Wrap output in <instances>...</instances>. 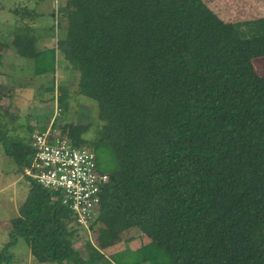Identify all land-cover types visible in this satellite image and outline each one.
Wrapping results in <instances>:
<instances>
[{
	"label": "trees",
	"instance_id": "obj_1",
	"mask_svg": "<svg viewBox=\"0 0 264 264\" xmlns=\"http://www.w3.org/2000/svg\"><path fill=\"white\" fill-rule=\"evenodd\" d=\"M65 9L67 27L50 29L56 47L39 46L33 26L12 47L36 77H54L63 53L76 95L97 105V138L73 123L60 135L93 151L98 167L113 158L90 225L100 246L88 242L85 259L72 211L25 176L0 264L15 261L21 239L41 264H114L100 250L134 229L149 242L116 256L121 264H264V76L253 63L264 57V17L226 23L203 0H66ZM70 99L59 94L64 113ZM0 136L25 175L32 143Z\"/></svg>",
	"mask_w": 264,
	"mask_h": 264
},
{
	"label": "rangeland",
	"instance_id": "obj_2",
	"mask_svg": "<svg viewBox=\"0 0 264 264\" xmlns=\"http://www.w3.org/2000/svg\"><path fill=\"white\" fill-rule=\"evenodd\" d=\"M66 0H0V130L11 140L30 141L36 132L46 125V120L53 118L48 128L55 124L56 131L62 134L60 127L66 123L75 126H90L84 135L85 139H95L99 135L100 122L97 119V105L89 103L88 99L76 95L78 89L77 77L71 76V65L66 56L58 52L59 71L54 77H36L35 62L21 59L15 55L12 44L14 33L26 31L27 27L36 28L35 35L41 36L39 46L52 49L56 47L55 31L50 29L57 21L61 29L67 27L65 15ZM207 6L226 23L244 22L257 19L262 12H254V8L264 0H203ZM258 5V6H260ZM32 12V17L28 16ZM27 12V13H26ZM56 14V16H55ZM34 19V20H33ZM35 23V24H34ZM56 34V35H55ZM257 72L264 76V57L253 61ZM54 80L56 90L53 88ZM69 83V84H68ZM68 84V85H67ZM70 92L69 111L59 106V94ZM46 119V120H45ZM1 138V136H0ZM114 167L113 158H104L99 163V170L106 171ZM31 183L24 174L19 172L16 162L6 155L0 142V248L10 241L11 220L19 215V210L27 199ZM91 242L99 247L100 238L95 231L80 229L75 248L87 259L89 252L87 244ZM149 240L137 230H130L117 245L108 247L103 252L114 264H121L116 258L126 249L137 250L148 244ZM15 261L12 264H41L35 260L30 248L24 240H20L12 250ZM130 255L124 256L125 263Z\"/></svg>",
	"mask_w": 264,
	"mask_h": 264
},
{
	"label": "built area",
	"instance_id": "obj_3",
	"mask_svg": "<svg viewBox=\"0 0 264 264\" xmlns=\"http://www.w3.org/2000/svg\"><path fill=\"white\" fill-rule=\"evenodd\" d=\"M32 147L35 155L25 176L58 194L53 200H61L72 211L79 229L90 231L109 182V175L99 170L95 153L73 146L51 127L33 135Z\"/></svg>",
	"mask_w": 264,
	"mask_h": 264
},
{
	"label": "crops",
	"instance_id": "obj_4",
	"mask_svg": "<svg viewBox=\"0 0 264 264\" xmlns=\"http://www.w3.org/2000/svg\"><path fill=\"white\" fill-rule=\"evenodd\" d=\"M256 1V0H255ZM257 2V1H256ZM260 3L261 2H258V5H260ZM256 6L253 10H254V12H262V13H264V5L262 4V5H260V6ZM264 17V15H261L260 17H258V18H263ZM36 28L37 27H35L33 30L36 32ZM44 49V48H43ZM46 49H49V48H46ZM53 49V48H52ZM57 72L59 71V60H58V54H57ZM57 75V74H56ZM31 143H32V139H31ZM78 228V227H77ZM79 229V228H78ZM80 230V229H79Z\"/></svg>",
	"mask_w": 264,
	"mask_h": 264
}]
</instances>
